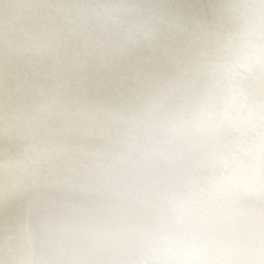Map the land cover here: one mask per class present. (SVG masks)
I'll use <instances>...</instances> for the list:
<instances>
[{
    "label": "clouds",
    "instance_id": "1",
    "mask_svg": "<svg viewBox=\"0 0 264 264\" xmlns=\"http://www.w3.org/2000/svg\"><path fill=\"white\" fill-rule=\"evenodd\" d=\"M0 264H264V0H0Z\"/></svg>",
    "mask_w": 264,
    "mask_h": 264
}]
</instances>
